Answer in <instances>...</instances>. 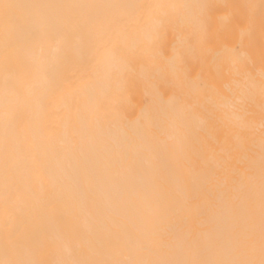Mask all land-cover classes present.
I'll use <instances>...</instances> for the list:
<instances>
[{"label":"snow or ice","instance_id":"6c2138e0","mask_svg":"<svg viewBox=\"0 0 264 264\" xmlns=\"http://www.w3.org/2000/svg\"><path fill=\"white\" fill-rule=\"evenodd\" d=\"M0 264H264V0H0Z\"/></svg>","mask_w":264,"mask_h":264},{"label":"clouds","instance_id":"9594fccd","mask_svg":"<svg viewBox=\"0 0 264 264\" xmlns=\"http://www.w3.org/2000/svg\"><path fill=\"white\" fill-rule=\"evenodd\" d=\"M186 2H187V3H192V2H194V0H186ZM256 2L258 3L259 0H256Z\"/></svg>","mask_w":264,"mask_h":264}]
</instances>
